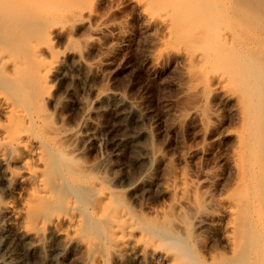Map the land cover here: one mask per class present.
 Masks as SVG:
<instances>
[{"label":"bare ground","instance_id":"6f19581e","mask_svg":"<svg viewBox=\"0 0 264 264\" xmlns=\"http://www.w3.org/2000/svg\"><path fill=\"white\" fill-rule=\"evenodd\" d=\"M82 1L92 10L99 0H0V264H128L130 260L147 264L155 254L164 264H264V29H259L262 35L252 42H248L249 36H246L248 43L243 37L247 44L244 42L246 46L241 49L242 65L235 63L237 68L233 71L224 72V65L229 66L237 57L230 62L228 57L223 63L225 52L233 50L231 45L225 52L216 50L217 55L214 48L205 56L185 53L186 59L198 61L212 57L217 62L218 56V61L223 59L219 63L224 64V69L216 71L231 75L230 82L225 84L232 83L233 78L239 82L238 89L229 92L237 100L242 123L232 157L237 174L234 188L217 198L212 181L197 191L187 178L174 179L167 186L175 195L171 206H148L144 210L140 203L137 206L139 198L135 197L133 202L127 199V194L138 180L148 181L150 165L127 186L117 185L112 181L115 174L105 168L106 159L94 155V144L82 126L79 123L68 126L57 112L64 105H70L75 113L79 109L77 100L75 104L58 96L52 84L55 71L61 67V57L74 42L72 47L57 48L55 27L49 22L53 16L57 18L56 11L63 15L62 7L72 8ZM137 1L170 34L190 38L197 37V29L209 27L216 6L219 5L220 12L227 10L221 11L222 3L218 2L221 0ZM250 1L263 3V0H230L233 15L236 17L234 11H238L243 14L242 19L251 21L250 9L245 8V4L252 5ZM245 9L249 14H245ZM162 10L165 16L159 13ZM251 14L254 16V12ZM257 14L264 17L257 12L255 18ZM232 34L226 30L219 37L227 44ZM177 38H173L174 43ZM163 41L166 42L163 46L169 45ZM227 45L222 48L225 50ZM229 52L228 55L234 56L236 51ZM214 63L210 64L212 68L218 64ZM222 74H213L210 79L220 83ZM84 153L87 155L83 157ZM156 155L157 151L150 147L142 158L151 160ZM207 177L211 180L210 173ZM186 204L192 210L191 222L182 209ZM213 230H218L223 249H209Z\"/></svg>","mask_w":264,"mask_h":264},{"label":"rangeland","instance_id":"374dc122","mask_svg":"<svg viewBox=\"0 0 264 264\" xmlns=\"http://www.w3.org/2000/svg\"><path fill=\"white\" fill-rule=\"evenodd\" d=\"M82 2L73 5L72 8H70L71 5L62 7V10H59L63 11L61 13L65 15L64 20H61L63 15L56 11L57 18L53 16V19L56 20L52 18L51 20L55 22L60 17L58 19L60 21L54 24L51 20L49 22L51 26L55 27L54 43L56 47L63 50L66 45L73 46L61 57V67L55 71L52 84L58 96L71 99L75 104L77 100L79 109L76 108L78 112L75 113L70 109V105L59 106L57 112L60 117L68 126H74L77 123L82 126L83 132L90 137L94 144V155L99 159H106L105 163L108 162V164L104 167L107 171L115 174L112 181L117 185L127 186L130 180L139 178L146 165H150L148 181L138 180L134 189L127 194V199L130 201L135 202L133 199L139 198L137 206L141 205L144 210H148V206L159 208L171 206L175 195L168 190L167 186L174 179L179 178H187V181L195 185L193 188L197 191L208 187L207 184L212 181L211 188L217 198L229 194L237 180L232 157L238 147L236 133L242 127L237 100L229 92L238 89L239 82L232 76V83L225 84L230 82L231 75L226 74V76L223 70L216 71L224 64L219 63L223 59L218 61V56L215 54H219V51H215L221 49L225 52L231 45L233 50L229 52L230 48L225 52L226 59L223 63H226L225 60L228 57V62L238 58L237 62L234 60V62H230L231 64L229 63V66L233 64V67L230 66L232 69L226 66L228 65L226 63L224 66L229 69H227L228 71L225 69L224 72L233 71L236 67L235 63L242 62L239 59L243 60V50L241 49L246 46L244 40L246 42L248 39V42L253 40L264 29V15H262L263 18L258 14L257 18L254 17L257 12L260 15L264 14V0L263 3L258 4L250 1L252 2L250 3L251 7L249 4H245L246 9L249 8L251 13L254 12V16H252L248 12L249 9L244 10L245 14L250 15L248 18L253 20L252 22L242 19L240 15L243 14L238 11H234L237 15L235 17L233 10L229 7L230 0L218 1L225 6L220 5L221 11L224 8L227 10L220 12L217 2L218 6L213 12L215 14L212 17L213 20H209L211 21L209 27L197 29V37L193 38L170 34L161 24L148 16V12L137 0H99L92 10L87 4H84L86 1ZM77 7H84L85 10ZM56 13L55 15H57ZM159 13L161 16L166 15L163 10ZM221 13H225L226 18ZM244 17L247 18L245 15ZM82 19L83 21H80ZM102 19L108 21L105 22ZM237 20L241 21L238 23L240 25L234 24L238 22ZM60 22L61 25L58 24ZM250 22L251 25H249ZM99 23L103 24L99 25ZM154 25L156 26L154 27ZM216 25H219L220 29ZM242 28L248 30L242 32ZM260 28L262 29L259 30ZM213 29L215 30L212 33ZM217 29L219 32L222 30L221 33L218 34ZM226 30L231 34L234 32L230 35L232 38L234 37V42L231 38L226 41L228 45L219 37ZM255 31L256 34L252 35ZM262 34L264 36V30ZM163 35L174 37H167L168 42ZM206 36L210 39H207ZM246 36L249 38L246 39ZM173 38H177L176 43ZM215 39L216 41H214ZM163 40L167 41L169 45L163 46L166 43ZM207 40L211 42L209 43ZM73 42L74 45L70 46ZM206 42L207 45L209 43V46H205L207 48L205 51V48L202 47ZM235 43L236 45H234ZM220 44L227 45L224 47L225 50L222 45L220 47ZM217 46L219 47L215 48ZM236 47L239 50H236ZM210 48H214L215 54L211 50L213 55L211 52L209 55L215 56L217 62L215 58L211 59L212 57L208 58L209 61L207 59L188 60L185 57L186 52L205 56L207 52L209 53ZM234 50L236 51L234 56L227 54ZM236 54L238 55L236 56ZM78 59L80 63H78ZM204 63L206 64L204 65ZM211 63L218 64L212 68ZM213 74H222L224 78L226 76V81H223V78L220 83H213L210 79ZM206 91L208 92L206 93ZM221 94L222 96H220ZM199 96L200 98H198ZM200 105L202 106L199 107ZM196 109L198 113H196ZM83 116L90 119L86 120L85 118L84 120L81 118ZM202 116L206 119L201 118ZM202 119L206 121L204 122ZM207 120H209L208 123ZM150 147L157 151V155L151 160L142 158V153ZM86 155L84 153L83 157ZM209 173L211 180L207 179ZM206 179L207 181H205ZM187 206V204L186 207L182 205V209L185 212V218L191 222L190 213L192 214V210ZM186 208L191 211L187 213ZM210 237L212 240L210 250L224 248L218 230L211 231ZM128 264L135 263L130 260ZM147 264L164 263L155 254Z\"/></svg>","mask_w":264,"mask_h":264}]
</instances>
